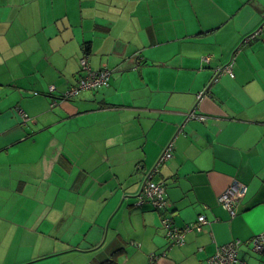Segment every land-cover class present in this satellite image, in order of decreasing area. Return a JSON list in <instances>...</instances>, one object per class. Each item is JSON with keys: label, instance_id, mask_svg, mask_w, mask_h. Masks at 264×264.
I'll return each instance as SVG.
<instances>
[{"label": "crops", "instance_id": "1", "mask_svg": "<svg viewBox=\"0 0 264 264\" xmlns=\"http://www.w3.org/2000/svg\"><path fill=\"white\" fill-rule=\"evenodd\" d=\"M83 58L109 85L64 99ZM147 179L165 208L138 204ZM201 215L170 242L163 218ZM260 234L264 0H0V264H208L236 240L264 264Z\"/></svg>", "mask_w": 264, "mask_h": 264}, {"label": "built area", "instance_id": "2", "mask_svg": "<svg viewBox=\"0 0 264 264\" xmlns=\"http://www.w3.org/2000/svg\"><path fill=\"white\" fill-rule=\"evenodd\" d=\"M81 65L84 76L81 78L77 86L71 88L65 93L63 97L64 99L73 98L79 95L82 91L96 90L108 86L110 79V71L108 69L105 68L99 71H94L85 58L82 59ZM223 71L229 73L231 76L233 75L230 65L224 67L219 73ZM51 91H53V88ZM201 97L202 94L198 96L199 99ZM23 116L25 120L29 119L26 114H23ZM189 118L198 119L200 121L206 119L204 116L197 115L195 110L189 114ZM173 148L174 144L173 142H170L159 157L157 166H160L173 157ZM246 193V186L235 182L220 196V204L230 212L232 217H234L236 215L238 202L245 197ZM137 199L139 205L148 203L157 210L163 209L168 202L166 197V187L163 182H156L152 179H147L143 184ZM205 224H207V219L203 215L199 216L196 223L189 224L181 229L174 226L172 218L166 217L162 219V226L165 229L170 242L173 244H182L186 233L193 230H201L202 226ZM240 246L241 241L236 240L220 247L217 253L208 260V264H247L238 257ZM252 246L255 253H264V234L252 238ZM151 259V264H154L155 258L152 257Z\"/></svg>", "mask_w": 264, "mask_h": 264}, {"label": "rangeland", "instance_id": "3", "mask_svg": "<svg viewBox=\"0 0 264 264\" xmlns=\"http://www.w3.org/2000/svg\"><path fill=\"white\" fill-rule=\"evenodd\" d=\"M83 76H84V74L80 77V80H81V78H82ZM80 80H79V82H80ZM79 82H78V84H79ZM78 84H77V85H78ZM77 85H76V86H77ZM108 85H109V84H108ZM101 88H102V87H101ZM98 89H99V88H98Z\"/></svg>", "mask_w": 264, "mask_h": 264}, {"label": "trees", "instance_id": "4", "mask_svg": "<svg viewBox=\"0 0 264 264\" xmlns=\"http://www.w3.org/2000/svg\"><path fill=\"white\" fill-rule=\"evenodd\" d=\"M89 51V47L86 48V53Z\"/></svg>", "mask_w": 264, "mask_h": 264}]
</instances>
